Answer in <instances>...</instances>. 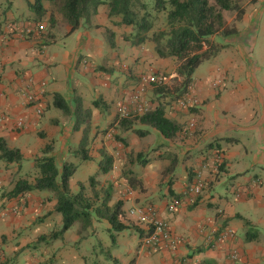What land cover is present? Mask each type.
Here are the masks:
<instances>
[{
	"label": "crops",
	"instance_id": "crops-1",
	"mask_svg": "<svg viewBox=\"0 0 264 264\" xmlns=\"http://www.w3.org/2000/svg\"><path fill=\"white\" fill-rule=\"evenodd\" d=\"M45 9L35 22L26 0H0V141L21 156L7 162L0 153V264H264V92L252 67L193 76L191 94L199 105L189 110L158 99L155 87L147 86L143 101L149 110L164 105L165 117L179 126L171 138L137 122L119 127L118 107L133 110L140 78L161 75L170 81L175 62L168 72L153 46L125 41L132 30L113 25L118 20L109 19L107 10L98 8L69 34L56 12L49 29L52 11L48 4ZM26 29L31 35L23 34ZM234 62L243 65L239 57ZM25 93L39 94L41 117L25 102ZM206 110L217 113L211 127ZM135 130L147 134L139 137ZM148 136L152 140L144 146ZM218 154L222 163L216 171ZM45 156L59 172L73 170L69 190L82 191L91 222L84 227L78 220L60 238L41 241L63 224L54 193L14 191L17 184L35 183ZM106 156L112 168L103 173ZM197 172L204 188L187 195ZM107 196L108 206L122 202L127 226L113 233L114 240L109 222L96 214ZM174 198L181 205L171 216L167 206ZM137 205H152L169 221L178 240L173 250L141 247L142 228L127 213ZM227 231L232 235L219 241Z\"/></svg>",
	"mask_w": 264,
	"mask_h": 264
},
{
	"label": "trees",
	"instance_id": "trees-1",
	"mask_svg": "<svg viewBox=\"0 0 264 264\" xmlns=\"http://www.w3.org/2000/svg\"><path fill=\"white\" fill-rule=\"evenodd\" d=\"M26 2L35 22L45 15V4H48L50 10L47 11H52L49 29L55 25L56 12L69 26V34L76 31L82 23L89 22L100 6H105L109 19L118 18V22H113V25L133 28L132 33L124 36L125 41L132 46L151 43L157 58L173 59L175 62L176 77L172 78L169 84L155 87L153 91L158 99H164L168 104L175 103L188 94L193 74L199 65L216 57L223 48L230 45L219 44L221 38L225 40L238 37L236 23L245 13L243 0H26ZM161 13L165 14V25L154 31L153 20ZM23 34L26 35L25 30ZM98 103L94 102L95 105ZM56 105L66 110L61 102H57ZM136 122L154 127L166 138L173 137L179 129L175 122L165 117L164 105H158L141 116L120 120L119 127L131 128ZM135 133L139 137L147 134L143 130H135ZM45 151H48V148ZM0 153L1 158L7 162L21 160L19 152L8 149L2 141ZM139 157L138 155L137 159ZM111 163L106 156L101 171L103 173L109 171L112 168ZM37 167L39 177L35 183L17 184L14 194L33 190H49L54 193L57 200L56 211L62 215L63 224L59 231L41 237L40 240L60 238L78 220L82 221L84 227L88 226L91 222V213L83 204L85 200L82 191L72 194L69 190L68 182L73 170L64 167L62 172H59L53 158L46 156L39 160ZM127 180L128 185L134 188V181L130 178ZM109 201L110 197H105L96 214L100 219L109 222L110 237L114 240L113 233L121 232L127 229V226L122 222L124 217L122 202L108 206Z\"/></svg>",
	"mask_w": 264,
	"mask_h": 264
},
{
	"label": "built area",
	"instance_id": "built-area-1",
	"mask_svg": "<svg viewBox=\"0 0 264 264\" xmlns=\"http://www.w3.org/2000/svg\"><path fill=\"white\" fill-rule=\"evenodd\" d=\"M12 30V26H9ZM42 27L40 26L37 30L41 31ZM30 29L25 30L26 36L30 34ZM86 64V61L83 62ZM166 80L163 76L156 75H145L140 78V88L133 94L131 97L133 110H129L128 107L120 105L118 107V121L123 119H132L138 116H141L149 111V108L143 101V94L147 86L152 85L157 87L160 85H165ZM191 86L189 88L188 94L175 102V108L179 110H189L199 105V100L193 96ZM25 102L27 104H32L35 107V115L41 117L43 113V106L40 104L41 97L39 94L35 93H25L24 94ZM38 104V105H37ZM18 127L22 126V122H17ZM194 123L189 124V128H192ZM109 136L112 137L113 129L109 131ZM118 155H114L116 159ZM222 159L220 154L215 157V170L217 171L218 167L221 165ZM195 180L186 188L185 194L190 196H197L201 194V191L204 188V181L201 178V174L197 172L195 175ZM181 205V201L178 198H174L167 206V212L169 215H173L178 207ZM128 215L134 217L135 223L142 228V234L140 237V245L145 249L150 251H159L160 249H171L173 250L177 244V238H175L171 232L169 221L159 217L156 208L152 205H137L133 206L128 210ZM232 232L227 231L225 235L221 236L219 241H222L225 236H231ZM232 261L237 259V254H232Z\"/></svg>",
	"mask_w": 264,
	"mask_h": 264
},
{
	"label": "rangeland",
	"instance_id": "rangeland-1",
	"mask_svg": "<svg viewBox=\"0 0 264 264\" xmlns=\"http://www.w3.org/2000/svg\"><path fill=\"white\" fill-rule=\"evenodd\" d=\"M246 1L248 0H243V4ZM149 4H151V1H149ZM99 8L107 10L105 6H100ZM244 8L245 13L243 17L236 23V27L239 32L238 37L225 40L221 38L219 40V44L228 43L231 46L223 48L217 57L204 61L195 70L193 76H197L199 74H208L212 71V69L216 68L223 69L227 67L229 68L227 70H231V72H242L243 69L248 70V68L252 67L251 70L256 72L257 79L259 83L262 84L264 92V0H255L251 4L244 5ZM116 20H118V18H116ZM164 22L165 14L161 13L156 20H153V23L155 24L154 31L160 29ZM130 29L132 30L133 28L130 27ZM56 32H58V30H56L55 33ZM57 40L61 41L62 37H59ZM147 45L152 46L151 43H147ZM237 57H239L243 62L242 66L234 62ZM160 62L163 66L167 65L165 69L168 72L171 71L173 67V59H160ZM232 79L233 78H231V81ZM217 81L220 85L223 84L222 80ZM231 81H229V83H231ZM169 82V80L166 81V84H169ZM206 113L208 116V121L206 124L207 126L211 127L215 123L217 113L214 110H206ZM151 140L152 136L144 137L142 144L146 146V143L151 142ZM151 149L153 148L151 147ZM72 193L75 194L77 191Z\"/></svg>",
	"mask_w": 264,
	"mask_h": 264
}]
</instances>
